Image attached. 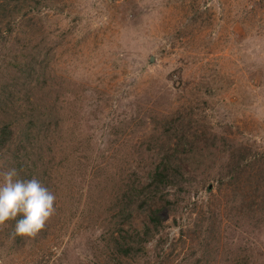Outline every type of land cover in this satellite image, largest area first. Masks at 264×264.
Segmentation results:
<instances>
[{"label":"rangeland","instance_id":"obj_1","mask_svg":"<svg viewBox=\"0 0 264 264\" xmlns=\"http://www.w3.org/2000/svg\"><path fill=\"white\" fill-rule=\"evenodd\" d=\"M2 128L56 210L0 264H264V0H0Z\"/></svg>","mask_w":264,"mask_h":264},{"label":"clouds","instance_id":"obj_2","mask_svg":"<svg viewBox=\"0 0 264 264\" xmlns=\"http://www.w3.org/2000/svg\"><path fill=\"white\" fill-rule=\"evenodd\" d=\"M56 196L36 179L19 178L11 167L0 173V225L15 221V233L34 237L55 212Z\"/></svg>","mask_w":264,"mask_h":264},{"label":"trees","instance_id":"obj_3","mask_svg":"<svg viewBox=\"0 0 264 264\" xmlns=\"http://www.w3.org/2000/svg\"><path fill=\"white\" fill-rule=\"evenodd\" d=\"M8 131L10 130H8L7 128L0 129V150H2V148L6 145L7 141L10 139L9 137H11V132ZM190 175L191 173L185 170L184 166L174 167L171 159L169 160L167 158L166 161L162 162V164L159 165L156 171L152 174V179L149 187L151 188L150 190L153 189L151 192L155 193L160 190H165L166 187H168L169 185L171 186L174 184H178L179 179H182L184 177H189ZM132 199H133V194L130 193L129 195H126V198L122 200V203L124 204V208L118 214V216L122 218L121 222H124L125 220H128L132 217V205H133ZM241 214H245L244 211H242V208L240 209L238 215ZM252 216H254V211L251 210L249 217ZM240 219H243V217L241 216ZM164 220H165V215L162 214V211L154 210L150 213V224L147 226L143 237V240L145 242L149 241V238L152 237L155 231L160 232L161 228L164 225ZM131 250H133V246H129L127 249L124 250V252L126 254H130ZM50 251L51 249H49L48 253Z\"/></svg>","mask_w":264,"mask_h":264},{"label":"water","instance_id":"obj_4","mask_svg":"<svg viewBox=\"0 0 264 264\" xmlns=\"http://www.w3.org/2000/svg\"><path fill=\"white\" fill-rule=\"evenodd\" d=\"M154 60V58H152V61Z\"/></svg>","mask_w":264,"mask_h":264}]
</instances>
